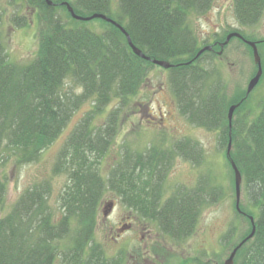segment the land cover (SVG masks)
I'll return each instance as SVG.
<instances>
[{"label":"trees","instance_id":"obj_1","mask_svg":"<svg viewBox=\"0 0 264 264\" xmlns=\"http://www.w3.org/2000/svg\"><path fill=\"white\" fill-rule=\"evenodd\" d=\"M23 1L36 13L41 27L39 50L28 63L11 62L0 31V207L8 191L5 165L38 163L68 127L73 113L87 102L92 108L57 156L53 174L66 177L57 197L58 209L51 203V180L43 179L26 189L0 218V264H123V257H107L95 242L98 214L108 194L144 220L157 223L174 241L195 234L200 212L215 200L216 189L204 180L196 189L179 187L164 198L176 156L201 164L202 151L192 141L179 140L171 148L154 143L141 152L123 146L113 165L103 166L120 135L131 98L155 67L152 60L173 65L167 70L181 114L192 124L216 132L226 158L228 112L239 104L233 118L232 159L243 176L247 203L240 202L242 213L236 203L235 209L250 220L247 236L253 226L256 232L238 250L235 264H264V98L251 100L253 93L245 98L246 92L230 98L222 77L204 64L214 51L197 57L208 43H200L190 21L210 11L215 0H51L52 6L46 0ZM66 2L80 16L103 14L122 25L151 60L135 55L116 25L94 19L100 22L99 31L73 19ZM232 4L242 26L254 27L263 19L264 0H233ZM4 15L0 10V25ZM12 23L16 28L29 27L26 17L15 16ZM234 32L264 48V39L233 30L216 38L215 47ZM253 111L256 115L251 119ZM234 232L230 228L224 235V246ZM194 262L213 264L199 258Z\"/></svg>","mask_w":264,"mask_h":264},{"label":"rangeland","instance_id":"obj_2","mask_svg":"<svg viewBox=\"0 0 264 264\" xmlns=\"http://www.w3.org/2000/svg\"><path fill=\"white\" fill-rule=\"evenodd\" d=\"M232 3L233 0H215L210 11L192 18L190 23L199 36L200 43L207 42V45L212 48L211 51H214L211 59L204 60L205 66L208 69H214L215 73L222 77L230 98L236 99L247 91L250 80L258 71L253 49L236 37L229 41L225 49L221 47V44L215 47L216 38H221L226 31L233 30L243 32L254 40H262L264 39V16L254 27L242 26L234 16ZM0 10L5 13L0 31L11 62L20 64L30 62L37 56L39 50L38 38L41 27L36 13L26 6L23 0H0ZM15 16L26 17L29 27L16 28L12 23ZM99 24L98 20H92L85 25L100 31ZM258 49L264 68V48L259 46ZM262 76L261 82L253 91L251 100L259 102L264 98V74ZM146 78L137 96L131 98L127 111L124 115L122 114L120 135L105 158L103 166L113 165L116 157H119L123 151V146H128L133 152L134 150L141 152L154 143L171 148L173 142L189 140L201 149L203 157L201 164L197 166L181 156H176L168 171L164 198L169 197L179 187L196 189L204 180L209 181L211 188H215L218 195L214 201L211 199L203 206L195 234L182 242H177L164 235L157 223L144 220L136 212L122 205L114 195L108 194L98 214L95 242L105 250L107 257H123L121 258L123 264H196L194 261L197 258L204 262L223 264L230 256L234 245L242 242L250 231V220L240 217L235 209V175L230 164L233 161L232 152L230 156H227L229 163L218 144L217 133L192 124L181 114L169 70L155 65ZM77 91L81 92L82 89ZM91 108L90 102H87L73 113L68 127L42 154L38 163L15 166L14 163L9 162L5 165L3 173L8 177L9 182L5 203L0 207V218L11 211L26 189L43 179L51 180L53 189L51 203L55 210L58 209L56 201L63 191L66 177L54 175V165L60 150ZM259 109L257 105L254 110ZM251 115L252 119L256 113L253 111ZM243 184L244 181L241 185L240 202L246 205ZM111 201L114 202V208L108 218H104L103 210ZM131 220L139 222L140 226H145L147 229L136 230L135 228L131 232H126L120 240L114 241L109 234L110 230L114 231L121 225L120 222ZM230 228L235 229V232L230 245L224 246L223 237ZM142 232L146 233L142 235ZM147 232L155 238L154 243L149 242L151 255L145 252V241L149 239ZM130 254L136 255L135 258L130 259Z\"/></svg>","mask_w":264,"mask_h":264},{"label":"water","instance_id":"obj_3","mask_svg":"<svg viewBox=\"0 0 264 264\" xmlns=\"http://www.w3.org/2000/svg\"><path fill=\"white\" fill-rule=\"evenodd\" d=\"M48 5H54V3L51 1V0H46ZM68 7V10L71 14V16L77 20V21H84V22H89V21H92L94 19H102L104 21H107L111 24H114L116 25V27H118V29H120V31L127 37V40H128V43L131 47V49L133 50L134 54L143 58V59H146L148 61H150L151 59L147 56H145V54L142 53V51L140 49H138L132 42L131 40V37L130 35L127 33V31L125 30V28L118 24L116 21L112 20L111 18H108L106 15H103V14H94L90 17H83V16H80L78 14H76L73 9L69 6V4L65 3ZM238 38V39H241L242 41L246 42L248 45H250L253 49V55H254V61H255V64L257 65L258 67V71L257 73L255 74V76L250 80L249 84H248V87H247V91H246V97L247 98L254 90L255 88L258 86L260 80H261V77L263 75V66H262V58L260 56V53H259V49H258V42H255V41H248L246 40L240 33L238 32H234V33H230L228 36H227V39L224 43L221 44V47L224 48L228 43L229 41L232 39V38ZM211 47H205L203 48L201 51H199L198 56H200L201 54H203L204 52L206 51H211ZM221 53V52H220ZM153 64L157 65V66H160V67H163L164 69H170L173 65H171L169 62H166V61H162V60H152ZM239 106V104H236V105H232L229 109V112H228V120H229V128H230V141H229V145H228V149H227V156H230L231 152H232V139H231V136H232V126H233V118H234V113H235V110L237 109V107ZM232 164V168L234 170V175H235V189H236V209L238 212L242 213L241 211V208H240V197H241V185H242V175L239 171V169L237 168L236 164L234 161L231 162ZM114 207V203L113 202H110L107 206H106V210L104 212V216L107 217L109 215V213L112 211ZM252 223L254 224V219L253 217L250 218ZM255 232H256V228L255 226H253V230L251 232L250 235H248V237L246 239H244L241 243H239V245L237 247H235L233 249V251L231 252L230 256L224 261L223 264H235V257H236V254L238 252V250L250 239H252L255 235Z\"/></svg>","mask_w":264,"mask_h":264},{"label":"flooded vegetation","instance_id":"obj_4","mask_svg":"<svg viewBox=\"0 0 264 264\" xmlns=\"http://www.w3.org/2000/svg\"><path fill=\"white\" fill-rule=\"evenodd\" d=\"M126 220V219H125ZM139 223V222H138ZM137 222L135 221H130V222H120L119 224H121L120 226L116 227L115 230L113 231V229L110 230V236L111 238L114 240V241H118L121 239V237L126 233V232H131L133 231L135 228H137L136 230H138V228H140V230H146L147 227L145 226H140V224H138ZM135 225V226H133ZM146 233V232H142V235ZM149 235V239H147V241H145V252L147 254H150V245H149V242L151 241V243H154L155 241V238L151 235L150 232H147ZM149 245V246H148ZM131 246V245H130ZM134 254H130V259L131 258H135L136 255ZM139 256V255H138ZM132 261V260H131ZM142 260H140L141 262ZM135 262H139L138 260H135Z\"/></svg>","mask_w":264,"mask_h":264},{"label":"bare ground","instance_id":"obj_5","mask_svg":"<svg viewBox=\"0 0 264 264\" xmlns=\"http://www.w3.org/2000/svg\"><path fill=\"white\" fill-rule=\"evenodd\" d=\"M67 3V2H66ZM67 4H69V6L73 9V11H74V7L70 4V3H67ZM65 6L67 7V5L65 4ZM67 9H68V7H67ZM69 11V10H68ZM75 12V11H74ZM4 18H5V15H4ZM74 19V18H73ZM113 20V19H112ZM143 59V58H142ZM146 60V59H145Z\"/></svg>","mask_w":264,"mask_h":264}]
</instances>
